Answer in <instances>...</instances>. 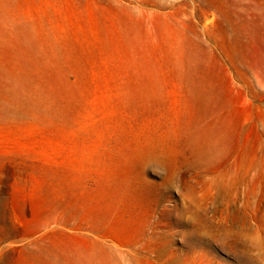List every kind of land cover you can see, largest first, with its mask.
<instances>
[{
    "label": "rangeland",
    "instance_id": "rangeland-1",
    "mask_svg": "<svg viewBox=\"0 0 264 264\" xmlns=\"http://www.w3.org/2000/svg\"><path fill=\"white\" fill-rule=\"evenodd\" d=\"M0 264H264V0H0Z\"/></svg>",
    "mask_w": 264,
    "mask_h": 264
},
{
    "label": "bare ground",
    "instance_id": "bare-ground-1",
    "mask_svg": "<svg viewBox=\"0 0 264 264\" xmlns=\"http://www.w3.org/2000/svg\"><path fill=\"white\" fill-rule=\"evenodd\" d=\"M11 1H12L13 3H14V1H15V2L17 1V2H19V3H20V2H21V3L23 2V0H11ZM19 6H20V5H19ZM19 16H20L21 18H23L22 16H25V14H24V13H20ZM150 142L152 143V141H150ZM72 160H73V159H72Z\"/></svg>",
    "mask_w": 264,
    "mask_h": 264
}]
</instances>
